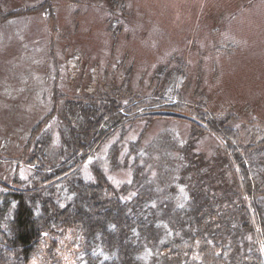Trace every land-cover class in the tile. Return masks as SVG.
Returning a JSON list of instances; mask_svg holds the SVG:
<instances>
[{
	"label": "rangeland",
	"instance_id": "obj_1",
	"mask_svg": "<svg viewBox=\"0 0 264 264\" xmlns=\"http://www.w3.org/2000/svg\"><path fill=\"white\" fill-rule=\"evenodd\" d=\"M178 80L187 113L201 106L216 121L229 117L234 145L256 144L251 158H264V146L258 151L264 142V0H0V182L10 189L33 188L34 166L25 163L23 145L43 119L42 130L51 133L46 164L60 160L55 109L64 99L109 97L127 111L136 98L171 101ZM49 112L52 117L44 118ZM137 112L126 113L124 126L110 130L111 137L83 158L69 180L92 181L91 166L100 160L133 214L161 221L155 226L161 248L170 245L164 253L174 248L178 211L191 200L189 187L198 193L202 184L220 187L218 175L199 161L210 154L211 164L221 168L226 141L190 136L187 120L136 119ZM165 148L176 151L171 158L177 157L179 167L170 186L155 166ZM52 186L61 205L74 198L68 182ZM233 205L232 215L240 213ZM234 218L213 229L229 239L225 255L235 259L236 244L245 241L239 252L248 254L256 245L264 264L263 237L238 228ZM84 240L77 226L57 227L43 235L28 264H84Z\"/></svg>",
	"mask_w": 264,
	"mask_h": 264
},
{
	"label": "trees",
	"instance_id": "obj_2",
	"mask_svg": "<svg viewBox=\"0 0 264 264\" xmlns=\"http://www.w3.org/2000/svg\"><path fill=\"white\" fill-rule=\"evenodd\" d=\"M178 82L173 87L171 101L136 98L127 111H121L123 108L117 100L109 97L99 101L64 99L55 109L61 144L57 157L60 160L52 164H46L51 140L50 131L42 130L46 119L32 128L22 155L25 163L34 166L33 188L10 189L0 182V264H28L43 235L62 226H77L83 232L84 264H262L256 245L248 254L239 252L240 244L245 241L236 244L235 259H228L224 246L228 245L229 239H222L221 235L213 233V229L216 223H228L229 218L237 217L233 223L238 220V228L253 232V236L264 240V158H251L256 144L234 145L237 140L234 129L227 124L229 117L216 121L201 106L190 108L187 113L186 104L179 96L180 87L176 88ZM152 105H162L167 110L137 112ZM131 112L138 113L136 119L187 120L192 125L190 136H219L226 141L225 146L221 145V168L217 163L211 164L210 154L201 155L206 162L199 161L200 167L218 175L220 187L212 189L202 184L200 193L189 187L191 200L184 210L178 211L182 215L177 216L175 226L179 234L172 239L174 248L164 253L170 245L161 248L162 236L155 227L161 221L143 220L134 215L131 203L122 202L115 194L100 160H94L91 166L95 175L92 181L69 180L75 176L76 171L71 172L83 158L89 154L93 156L111 137L110 130L114 132L123 127L126 113ZM52 114L49 112L44 118L52 117ZM260 143L258 151L264 146L263 141ZM171 154L176 151L162 149L161 157L155 163L167 186L172 185L173 173L179 169L177 157L172 159ZM228 177L231 182L227 181ZM55 182L70 184L74 198L65 205L51 194ZM233 204H237L240 213L232 215ZM183 238L187 246H183Z\"/></svg>",
	"mask_w": 264,
	"mask_h": 264
}]
</instances>
